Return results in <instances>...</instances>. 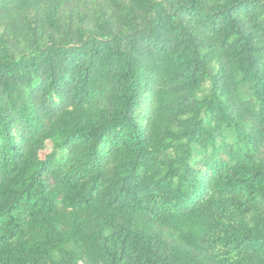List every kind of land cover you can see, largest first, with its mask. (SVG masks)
<instances>
[{
    "label": "trees",
    "instance_id": "16d2710c",
    "mask_svg": "<svg viewBox=\"0 0 264 264\" xmlns=\"http://www.w3.org/2000/svg\"><path fill=\"white\" fill-rule=\"evenodd\" d=\"M0 264H264V0H0Z\"/></svg>",
    "mask_w": 264,
    "mask_h": 264
}]
</instances>
